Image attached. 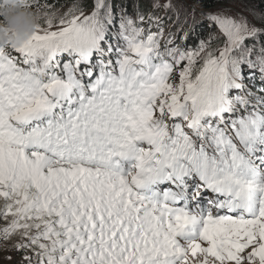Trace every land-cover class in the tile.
I'll return each instance as SVG.
<instances>
[{
	"label": "snow or ice",
	"instance_id": "1",
	"mask_svg": "<svg viewBox=\"0 0 264 264\" xmlns=\"http://www.w3.org/2000/svg\"><path fill=\"white\" fill-rule=\"evenodd\" d=\"M27 6L0 43V264H264V0Z\"/></svg>",
	"mask_w": 264,
	"mask_h": 264
},
{
	"label": "clouds",
	"instance_id": "2",
	"mask_svg": "<svg viewBox=\"0 0 264 264\" xmlns=\"http://www.w3.org/2000/svg\"><path fill=\"white\" fill-rule=\"evenodd\" d=\"M29 0H0V43L19 47L36 32L39 20Z\"/></svg>",
	"mask_w": 264,
	"mask_h": 264
},
{
	"label": "trees",
	"instance_id": "3",
	"mask_svg": "<svg viewBox=\"0 0 264 264\" xmlns=\"http://www.w3.org/2000/svg\"><path fill=\"white\" fill-rule=\"evenodd\" d=\"M127 1V0H126ZM46 2V0H45ZM51 2L57 7V8H66L67 6H69L73 0H51ZM90 2V0H89ZM195 42V38H193V40L189 41L190 44H193Z\"/></svg>",
	"mask_w": 264,
	"mask_h": 264
},
{
	"label": "rangeland",
	"instance_id": "4",
	"mask_svg": "<svg viewBox=\"0 0 264 264\" xmlns=\"http://www.w3.org/2000/svg\"><path fill=\"white\" fill-rule=\"evenodd\" d=\"M127 2V1H126Z\"/></svg>",
	"mask_w": 264,
	"mask_h": 264
}]
</instances>
